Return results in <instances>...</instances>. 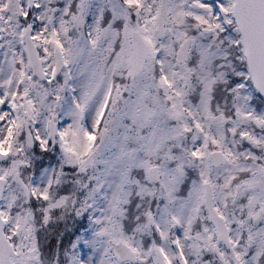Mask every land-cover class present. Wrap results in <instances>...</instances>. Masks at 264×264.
I'll return each instance as SVG.
<instances>
[{"label": "snow or ice", "instance_id": "1", "mask_svg": "<svg viewBox=\"0 0 264 264\" xmlns=\"http://www.w3.org/2000/svg\"><path fill=\"white\" fill-rule=\"evenodd\" d=\"M0 264H264V0H0Z\"/></svg>", "mask_w": 264, "mask_h": 264}]
</instances>
